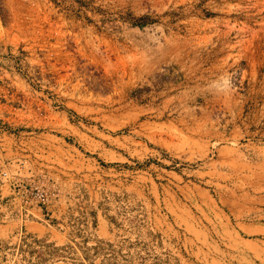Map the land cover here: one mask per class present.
<instances>
[{
    "label": "rangeland",
    "instance_id": "1",
    "mask_svg": "<svg viewBox=\"0 0 264 264\" xmlns=\"http://www.w3.org/2000/svg\"><path fill=\"white\" fill-rule=\"evenodd\" d=\"M8 185L0 264H264V0H0Z\"/></svg>",
    "mask_w": 264,
    "mask_h": 264
},
{
    "label": "crops",
    "instance_id": "2",
    "mask_svg": "<svg viewBox=\"0 0 264 264\" xmlns=\"http://www.w3.org/2000/svg\"><path fill=\"white\" fill-rule=\"evenodd\" d=\"M237 144V140L229 139L226 136L216 135L213 141V146L221 147L220 151L230 152L233 146ZM1 188V187H0ZM9 198L4 204L0 202V218L3 219V225H0V233L8 236L10 233L9 227L11 222H17L19 219L39 224L44 220L46 214L43 206L38 201L24 200L21 190H17L16 186L8 185L6 187ZM24 195H26L24 193ZM27 196V195H26ZM2 208V209H1Z\"/></svg>",
    "mask_w": 264,
    "mask_h": 264
},
{
    "label": "built area",
    "instance_id": "3",
    "mask_svg": "<svg viewBox=\"0 0 264 264\" xmlns=\"http://www.w3.org/2000/svg\"><path fill=\"white\" fill-rule=\"evenodd\" d=\"M40 197V201H39V203L42 205V206H44V199H43V197H41V196H39Z\"/></svg>",
    "mask_w": 264,
    "mask_h": 264
}]
</instances>
